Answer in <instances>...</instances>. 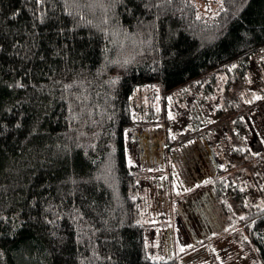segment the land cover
Returning a JSON list of instances; mask_svg holds the SVG:
<instances>
[{
    "label": "trees",
    "instance_id": "obj_1",
    "mask_svg": "<svg viewBox=\"0 0 264 264\" xmlns=\"http://www.w3.org/2000/svg\"><path fill=\"white\" fill-rule=\"evenodd\" d=\"M263 49L264 0L205 15L194 0H0V264H175L146 252L130 98L243 73ZM227 171L202 184L264 264V197L234 213Z\"/></svg>",
    "mask_w": 264,
    "mask_h": 264
},
{
    "label": "rangeland",
    "instance_id": "obj_2",
    "mask_svg": "<svg viewBox=\"0 0 264 264\" xmlns=\"http://www.w3.org/2000/svg\"><path fill=\"white\" fill-rule=\"evenodd\" d=\"M194 2L202 15L219 8V0ZM263 59L264 49L249 58L243 73L233 63L165 94L164 101L158 84L134 90L125 150L150 258L257 264L244 234L226 222L214 188L202 182L227 169L223 180L234 213L263 203Z\"/></svg>",
    "mask_w": 264,
    "mask_h": 264
}]
</instances>
